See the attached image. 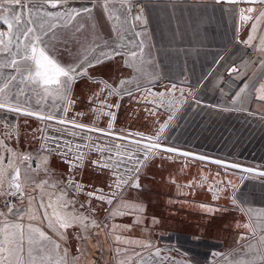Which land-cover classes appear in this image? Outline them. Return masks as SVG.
Here are the masks:
<instances>
[{
	"label": "crops",
	"instance_id": "0c3cea01",
	"mask_svg": "<svg viewBox=\"0 0 264 264\" xmlns=\"http://www.w3.org/2000/svg\"><path fill=\"white\" fill-rule=\"evenodd\" d=\"M141 1L146 22L141 28L130 24L129 29L124 9L115 14L111 12L113 7L119 9L120 4H110L106 12L101 7L103 0L95 3L94 0H67L56 8L44 4L43 0H34L38 12L42 13L34 19L57 24L46 37L50 41L49 55L63 66L79 65L85 69L84 75L75 77L71 85L100 80L111 87L121 78L120 73H125L118 72L115 65V60L121 56L122 67L125 65L132 72L131 82L154 80L145 86L156 97L154 109L161 107L160 93L164 94V108L166 102H171L169 109L177 104L176 94H189L169 124L167 120L160 123L168 124L162 140L177 141L186 145L188 151L264 170V100L257 99L259 93L255 91L264 83V50H261L264 49V20H255L264 10V4L248 0L238 3ZM85 7L91 8V13L81 11L71 23H66V15L55 19L43 15ZM249 7L254 12L245 11V15H252L253 19L241 21L240 10ZM253 23L258 24L255 30ZM32 26L35 28L36 24ZM44 30L47 31V24ZM250 34L254 39L249 41ZM249 47L253 48V53L248 56L245 51ZM130 50L138 53L135 61L129 59ZM101 51L110 55L100 56ZM97 58L101 62H97ZM232 69L235 70L230 71ZM245 85V91L236 97ZM83 89L80 97H88L86 102L89 103L90 97L83 94ZM147 96L144 94L133 104L137 108L129 110L133 114H128V126L134 130L139 126L135 124H140L139 118L149 111ZM33 135L28 143L35 142L36 135ZM93 167L89 164L82 171L76 168L72 176L80 184L79 174L82 176ZM94 182L99 184V180ZM169 182L172 194H166L156 204L161 209L156 208L153 237L159 239L160 245L153 250L132 248L129 239L124 248L106 243L109 238L100 230L94 231L90 239L70 246L64 244L66 241L60 239L55 229L47 227V222L37 220L33 224L62 243L61 255L67 248L72 254L69 264H73V258H78L74 264H105L116 251H123L122 260L140 253L143 264H149L148 255L157 250L160 256L155 264H228V261L241 259L245 264H264V249L260 244V237L264 235V179L190 162L176 165ZM33 197L39 200V196ZM147 224L148 220L139 221L140 227L145 228ZM61 231L66 236V229ZM140 233L146 237V228Z\"/></svg>",
	"mask_w": 264,
	"mask_h": 264
},
{
	"label": "snow or ice",
	"instance_id": "6c2138e0",
	"mask_svg": "<svg viewBox=\"0 0 264 264\" xmlns=\"http://www.w3.org/2000/svg\"><path fill=\"white\" fill-rule=\"evenodd\" d=\"M96 0H94V3ZM221 0H217L220 3ZM227 3H238L240 0H225ZM248 2H259L264 4V0H248ZM44 4L49 5L51 8H56L60 4H66L67 0H43ZM119 3L120 8L117 9L113 7L111 9L112 14L122 11L127 8L131 10V0H103L101 7L108 12L109 5ZM31 4V7H29ZM39 8L34 0H0V26H7V31H0V54H7L9 59L5 62H0V69L11 68L14 69V73L4 76V81L0 84V110H5L6 112H23L19 106V97L24 95L23 85L28 86H38L43 88L46 96H54L60 99H68L69 87L76 76L82 75L85 69L80 68L79 65L63 66L58 62L57 59L48 54L47 49L50 47V41L45 38L49 36V33L57 27L55 23H49V21L37 22L34 17L36 16ZM91 13L92 9L85 7L83 9H70L65 13H52L45 12L44 16L51 19L66 15L68 17L66 23H71V21L80 14V12ZM245 11L249 14L254 12V9L249 7L246 10H240V20L247 22L253 19L252 15H245ZM120 19L119 16L115 17ZM136 20H141L142 17L137 15L134 17ZM256 21L264 20V10L260 11L259 15L255 17ZM36 24L34 28L32 25ZM47 24V31H45V25ZM82 27V26H81ZM258 27L257 23H253L252 29L255 30ZM137 36L140 34L137 33ZM254 39L250 34L249 41ZM248 44V41H244ZM107 44V42H106ZM264 50V49H261ZM143 53V47H140V54ZM109 52H100V56L108 57ZM129 59L135 61L138 58L137 51L128 52ZM97 62H101L97 58ZM91 63V62H89ZM79 69V71H78ZM232 69L230 71H234ZM19 77V85L17 91L13 94L11 91V85L13 82L17 81ZM125 81H121V84ZM174 87V86H173ZM244 88H240L239 92L236 93V97H240L241 93L245 91ZM31 90V87H29ZM103 91V89H101ZM171 91V89H169ZM259 95L257 99L264 100V83H261L260 87L255 89ZM112 93L110 92L109 95ZM131 95V91L127 92ZM161 106L164 103V94L160 93ZM107 97H105V100ZM71 101H69L70 103ZM103 101L101 104L103 105ZM63 111L66 113L68 108L65 107ZM27 115H38L39 119L46 120H56L57 117L54 114L40 115L37 113L27 112ZM171 119V118H170ZM60 124L71 123L74 128L88 130V131H103L99 128H88L87 125L76 123L75 121H66L64 119H59L57 121ZM167 125H162L159 132L155 137L144 136L142 133H135L130 135H139L142 140L148 141V143L143 144V154L144 158L147 159L150 154L153 153L154 149L161 147L159 143L161 139V133ZM109 128L112 124L109 123ZM50 139H56L52 137ZM137 145L141 144V141L135 142ZM4 145V141L0 140V146ZM59 147V145H57ZM87 145H76L77 148L86 147ZM117 148L120 146L117 145ZM43 148V145H42ZM99 151H104V149H98ZM6 151L11 155L5 156L3 152H0V196L17 197L21 204L24 203L25 199L28 201L27 209L21 207L17 208L10 202H5V207L7 212H0V264H69L68 260V250L63 249V255L60 253L61 244L57 241L52 240L48 234L38 226L33 223L24 224L23 220L27 217L30 221L39 220L40 223L47 222V227L49 229H55L57 235L61 240L66 239L64 232L61 230L71 227L73 224L79 223L82 228L84 227H100L95 219L90 221V224H85V221L89 220L88 216L83 213L79 217L74 216L73 213L76 211L75 205L77 201L75 199H67L68 190L75 187V192L79 193L82 191L81 185L75 183L74 181H68L65 187H61L55 193H46L44 185L47 181H43L36 185V188L25 189L24 184L20 182V168L15 167L13 174L10 177L9 183L5 185V180L8 179L7 168L15 164L16 153L10 149L6 148ZM108 151H111L109 148ZM168 152H177L175 148H167ZM126 160H120L119 162L113 161V166L119 169L122 165L126 164L128 160H135L136 157L132 152L126 153H113V155H125ZM183 155H190L189 153H183ZM21 162L28 161L31 159L28 155L24 154L20 157ZM107 160H112L113 156H108ZM200 159H206L205 157H200ZM144 161H138L135 165V170H139V166ZM215 163H222L220 161H215ZM108 167V164L104 165ZM232 167H238V165H232ZM132 169L125 168V171H131ZM247 171H253L252 169H247ZM117 175V179L114 182L115 189L123 190L125 185L129 183L128 180H123L120 174ZM264 175V173H261ZM138 186V185H137ZM49 187L55 188L56 185L52 184ZM36 189H40L41 195L39 200L32 196V192ZM90 197H95L98 200H104L108 204H113L114 200H122L123 192L117 193L113 191L111 195L105 196L102 189H97L96 192H90L88 194ZM83 207V205H81ZM123 208H136L139 211H143V207L137 204H129L124 202L122 204ZM204 207V205H201ZM92 211V210H90ZM40 214H42V219H40ZM124 215L125 212L121 208H114L110 210L111 216ZM11 215L15 217L14 220H9L8 216ZM248 228V225H244ZM86 238V237H82ZM120 240V237H116ZM241 239H244L241 236ZM129 243L148 248L150 243L141 241H130ZM260 244L262 249H264V235L260 237ZM159 250H157L153 255L159 256ZM75 259L73 258V264ZM227 259V258H226ZM117 264H143V258L140 257V253H133V256H128L124 260H120ZM228 264H245L244 260L228 261Z\"/></svg>",
	"mask_w": 264,
	"mask_h": 264
},
{
	"label": "rangeland",
	"instance_id": "374dc122",
	"mask_svg": "<svg viewBox=\"0 0 264 264\" xmlns=\"http://www.w3.org/2000/svg\"><path fill=\"white\" fill-rule=\"evenodd\" d=\"M42 15L41 12H37L36 14ZM42 22V21H40ZM35 25V24H34ZM34 27V26H33ZM0 31H7V26H0ZM9 57L7 54H0V62H5ZM14 73V69L11 68H3L0 69V84L4 81V76ZM79 77V76H76ZM19 77L17 78L16 82H13L11 85V91L14 94L15 91H17V88L20 87L18 83ZM87 83L84 85H80L79 83H74L73 85H70L69 91H68V99H60L54 96H46L44 93L43 88L38 86H28L23 85L24 87V95L19 97V106L21 108H31L32 110L36 111L39 110L42 107V103H47L48 107H50L51 112L55 116L63 117L64 115V107L65 103L69 107L74 108V103L69 101H76L80 98V101H78L79 106L82 102V99L85 98L87 100L88 97H83L81 99V89H83V94L86 95V93H89L88 90L91 91L90 85L88 86L89 89H87ZM29 87H31V90H29ZM16 89V90H15ZM84 101V100H83ZM28 103L33 104V106L28 105ZM44 106V105H43ZM46 108V107H45ZM77 108V107H75ZM132 108L136 107H131ZM73 113H75V109H73ZM0 116V120H1ZM128 118V117H127ZM131 120V119H130ZM128 119L126 126H128ZM5 127V129L3 128ZM7 125L0 123V140L4 141V145L0 146V152H3L5 156L11 155L6 151V148L12 149L16 153L15 157V164L12 166H9L7 168V176L8 179L5 180V182H9L11 175L14 172L15 167L20 168V182L22 184H26L27 188H36L37 184H40L43 181H47V184L44 185L45 189V195L48 192H51L55 195V193L58 191L59 188L65 187V184H67L68 181L75 180L76 178L73 177L74 169L78 168L76 165H80L79 161H74L76 165H70L68 162H65L61 157H58L54 154H48L43 153L40 157H36L38 160L34 159L36 162L38 161L39 164L36 167L32 168L31 164L29 166L26 165V162H21V155L24 153H30V149H33L34 142H27L32 140L31 138L34 136L32 134H35L36 136L39 134L40 131V125L36 121L24 122L22 124H19L15 133H12V131L8 132ZM29 134V135H28ZM31 136V137H30ZM164 144L189 150V148L186 145H182L180 142L163 140ZM46 156V159L43 160V158ZM90 155H88V158ZM92 157V156H91ZM99 158V159H98ZM97 158L96 164L102 165V161H100V156ZM104 160H107L106 156L102 157ZM61 159V160H59ZM96 161V158L93 159ZM67 161H72L67 159ZM190 162H196L191 161V159H184L180 156L173 155L170 153L165 152H156V154L148 159L146 163L141 167V169L138 171L137 175L133 177L131 180H128L129 183L125 185L123 190L115 189L114 182L117 179L111 176L110 170H106L101 167H93L92 171H88L83 173L81 176L79 174L78 177H80V183L85 184L84 188H91V187H98L100 189L103 188V193L105 196L111 195L113 191H116L117 193L123 192L122 200H114L113 204H108L104 200L99 201L97 204L98 206L93 209L87 208L83 204V200H78L76 198V205L75 209L76 211L73 213L74 216L79 217L81 213H83L85 216L89 217L88 221H85V224H90V221L92 219H95L97 223L100 225V227L90 226V227H84L79 223L73 224L71 227L66 229V239H64L66 242L64 244L66 245H76L78 244L79 240H86L90 239L92 235L94 236V231L100 230L102 233L108 236L109 240L106 241V243L111 244H119L121 247L124 248L123 245H125V242L127 239L131 241H141V242H148L150 243V247L144 248L145 250L154 249L156 246L160 245L159 239L155 240L153 237L155 233V213L157 202L161 201V199L166 194H172L171 193V185L170 179L171 174L173 173V169L176 168V165H185ZM59 163L61 165L59 166ZM95 163V162H94ZM89 164H93L92 160L88 161L86 163V167H89ZM59 167V168H58ZM43 168V170H41ZM65 168V169H62ZM113 173V172H112ZM232 173V171H231ZM95 177V181L99 180V184L96 185V182H94L93 178ZM93 180V181H92ZM127 180V179H126ZM168 180V181H167ZM55 184L56 187L52 188L49 187V185ZM138 185V186H137ZM184 185V184H183ZM216 186H218L216 184ZM69 191V190H68ZM35 193V194H34ZM33 196H39L41 195L40 189H36L32 192ZM71 193L68 192L67 199L71 200ZM124 202H127L129 204H139L143 207V211H139L136 208H123L122 204ZM83 205V207H81ZM114 208H121L123 212H125L124 215H116L111 216L110 210H113ZM159 209L161 207L159 206ZM92 210V211H90ZM136 219V220H135ZM146 221L148 220L146 228V237L140 236V231H144V227L139 226V221ZM150 222V223H149ZM143 228V229H140ZM82 237H86L83 238ZM116 237H120V240H117ZM169 238V237H168ZM54 241V238H51ZM58 242V241H57ZM63 242V241H62ZM59 243V242H58ZM167 243V242H166ZM61 247H62V243ZM132 245V248L139 249L138 245L128 243ZM118 246V245H117ZM118 252V251H116ZM122 253L119 254V258L117 261L122 260ZM72 254L68 253V260L70 259ZM160 256V255H159ZM159 256L149 254L148 255V262L149 264H155L158 262ZM169 256V255H168ZM157 258V261H156Z\"/></svg>",
	"mask_w": 264,
	"mask_h": 264
},
{
	"label": "water",
	"instance_id": "95a60500",
	"mask_svg": "<svg viewBox=\"0 0 264 264\" xmlns=\"http://www.w3.org/2000/svg\"><path fill=\"white\" fill-rule=\"evenodd\" d=\"M120 74L121 78L117 79L116 82H113L111 84V87L100 80L92 82L88 81V85L86 88L89 89V85L91 87V91L88 90L89 93H87L90 97L89 103L86 102L85 99L84 101L82 99V102L85 103H81L79 106L78 101L74 102L70 100L74 103V108L73 106L70 107L69 105L68 107L66 105L68 111L66 113L64 112L63 117L56 116V120H42L38 118V115H27V112H31L27 110H24L23 112H6L5 110H0V116L2 117L0 123L8 126V132L12 131V133H15L19 124H22L24 122L29 123L30 120L36 121L39 123L41 129L39 131V134L36 136L34 148L40 147L44 152L48 154H54L58 157L63 158L64 160L66 159L65 162H68V164H72L73 166L76 165L73 160H78L80 165L76 166H78L81 171L84 169V167H86V163L91 159L93 164L90 165L112 171L113 173L111 172V176L114 178H116L117 176L114 173L120 174L123 180H131L133 177H135L141 167L146 163V161L152 158L156 154V152L159 151L177 155L184 159H191V161H196L198 163H204L208 165L210 164L212 166L221 167L229 171H235L239 174L245 175L248 178L264 179V175L261 174L264 173L263 169L173 147L162 143V139H160L159 141L161 147L158 149H154L153 153L150 154L147 159H145L142 146L143 144L148 143V141L142 140V137L139 135H130V133H142L144 134V136L155 137L159 132L161 126L165 125L160 123H163L167 120V123L169 124L170 120L178 112L181 105L188 99L189 94H176L177 104L172 109H169V104L171 102L165 103L167 106L166 108H164L163 106H159V109H154V99H156V97L153 96L154 93L151 92L150 88L145 87L154 80H150L147 78L142 81L131 82L132 72L128 69L125 70V73ZM121 81H125V83L121 84ZM140 88H144V90H141ZM101 89H103V91H101ZM128 91H131V95L127 94ZM110 92L112 93L111 95H109ZM144 94L148 95L147 98L150 99L148 100L150 102L148 106L149 111L142 119L139 118V120H141L140 124H135L139 126L134 130V128L126 126L127 117L128 114H133L129 110L131 109V107L137 108V105L133 104L138 102L139 99H142L144 97ZM105 97H107L106 100ZM151 99H153V101H151ZM191 99L194 100L193 96L191 97ZM102 101L104 102L103 105L101 104ZM73 109H75V113H73ZM38 111L40 110H36L32 113L40 114L38 113ZM155 111H157L158 113H156ZM46 112L48 114H53L51 111ZM149 112H151V114H149ZM152 113L154 115H152ZM48 114L40 115L46 116ZM59 119H64L66 121H76V123L82 122L80 124L87 125L88 128H99L103 129V131H88L74 128L71 123H58L57 121ZM136 121H138V119ZM109 123L112 124L111 128L108 127ZM168 124H166L167 126L165 127V129L168 127ZM3 128L5 129L4 126ZM52 137H55L56 139H50ZM136 141H141V144L137 145L135 143ZM57 145H59V147ZM76 145L87 146L77 148ZM117 145H119L120 147L117 148ZM109 148L111 149V151H108ZM167 148H175L178 151L168 152L166 151ZM98 149H104V151H99ZM126 151L132 152L135 155L136 159L128 160L127 163L122 165L119 169L114 168L113 161L119 162L120 160H126L127 157L126 154L113 155V153H126ZM183 153H189L190 155L185 156L183 155ZM88 155H90L89 158ZM99 156L100 161L103 162L100 166L99 164H96L97 158ZM103 156H113V159L104 160L102 158ZM200 157H205L206 159L202 160L200 159ZM95 158L96 161L93 160ZM67 159L72 161H67ZM138 161L144 162L139 166V170L136 171L135 165ZM215 161H220L222 163L217 164L215 163ZM105 164H108L109 166L105 167ZM232 165H238V167H232ZM31 166L32 168L36 166V161L34 159L31 160ZM125 168H129L132 170L126 172ZM247 169H252L253 171H247ZM71 181L77 183V181L75 180ZM66 185L67 184H65V186ZM80 185L82 191L76 193L75 187L73 185V188L70 189V192L76 196L82 193L85 196V198L82 199L83 204L87 208L93 209L91 207V202L95 197H90L88 194L90 192H96V190L100 188L93 187L91 189H88L84 188L85 184L80 183Z\"/></svg>",
	"mask_w": 264,
	"mask_h": 264
},
{
	"label": "built area",
	"instance_id": "2783aa9c",
	"mask_svg": "<svg viewBox=\"0 0 264 264\" xmlns=\"http://www.w3.org/2000/svg\"><path fill=\"white\" fill-rule=\"evenodd\" d=\"M22 3H23V0H22ZM143 3L144 2L141 0H131L130 14H129V10L127 8L124 9L125 22L128 25L129 29L131 28L130 24H132L133 27H135V28H141V27L145 26L146 22H145L144 14H143ZM137 15H140L142 17V19L141 20L134 19V17ZM245 53L248 56L251 55L253 53V48L249 47L245 51ZM122 63H123V61H122ZM124 67H125V65H124ZM82 75H84V74H82ZM25 108H27V107H25ZM78 123H82V122H78ZM43 153H45V152L40 147L34 148L30 153H24L31 158L28 161H25L26 165L29 166L31 164V160H33V159L38 160L36 157H40L41 155H43ZM37 163L39 164V162L38 161L36 162V165L38 166ZM37 166H35V167L37 168ZM41 170H43V168H41ZM8 183L9 182H5V185H7ZM25 185L26 184H24V186ZM25 189H27V186H25ZM32 196H33V194H32ZM75 198H76V195L71 197V199H75ZM6 201L15 205L17 208L23 207V208L27 209V206H28L27 199H25L24 203L21 204V202L19 201V199L17 197H9V196L4 195V196H0V212H5V213L7 212V208L4 206ZM0 219H2V217H0ZM8 219L14 220L15 217L9 215ZM35 222L36 221L28 220L27 217H25V219L23 220V223H35ZM121 253H122L121 251L111 253L109 262H106L105 264H114V262H116L118 260L119 254H121Z\"/></svg>",
	"mask_w": 264,
	"mask_h": 264
},
{
	"label": "flooded vegetation",
	"instance_id": "af4514ba",
	"mask_svg": "<svg viewBox=\"0 0 264 264\" xmlns=\"http://www.w3.org/2000/svg\"><path fill=\"white\" fill-rule=\"evenodd\" d=\"M46 39V38H45ZM122 59H123V57H121V56H118L117 57V59L115 60V65H116V67H117V71L118 72H125V70L127 69V68H125V67H122V63H121V61H122ZM65 106H66V103H65ZM65 108V107H64ZM98 188V187H97ZM71 193V192H70ZM71 196H74L72 193H71ZM76 198L78 199V200H82V199H84L85 198V196L82 194V193H80V194H78L77 196H76ZM76 198H75V200H76ZM99 201H102V203L104 202L103 200H98V199H96V198H94V199H92V208H94V205H95V207L96 206H98L97 204L99 203Z\"/></svg>",
	"mask_w": 264,
	"mask_h": 264
},
{
	"label": "bare ground",
	"instance_id": "6f19581e",
	"mask_svg": "<svg viewBox=\"0 0 264 264\" xmlns=\"http://www.w3.org/2000/svg\"><path fill=\"white\" fill-rule=\"evenodd\" d=\"M22 109L27 110V111H31V112H35L34 110H29L27 108H22ZM39 110L40 111H38V113H40V114H48L46 111H48V112L51 111L50 110V107H48V104L47 103H44V102L42 103V107Z\"/></svg>",
	"mask_w": 264,
	"mask_h": 264
}]
</instances>
